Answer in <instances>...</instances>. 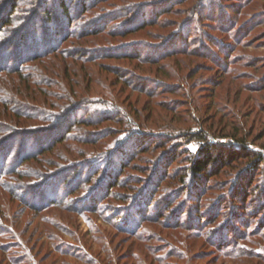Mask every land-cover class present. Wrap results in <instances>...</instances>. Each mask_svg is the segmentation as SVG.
I'll list each match as a JSON object with an SVG mask.
<instances>
[{
    "label": "rangeland",
    "instance_id": "1",
    "mask_svg": "<svg viewBox=\"0 0 264 264\" xmlns=\"http://www.w3.org/2000/svg\"><path fill=\"white\" fill-rule=\"evenodd\" d=\"M7 1L0 0V10ZM30 1L19 0L15 15L20 16L23 8L28 19L39 13L41 2L25 9ZM212 1L97 0L91 15L81 18L87 22L107 16L109 21L108 31L101 35L71 38L60 45L72 56L67 59L65 86L90 104L71 115L61 112L67 120L55 134L71 128L67 140L1 181L12 182L17 193L29 195L28 200L20 199L0 185V209L13 218L7 227L24 247H11L5 258L19 257V264H264V164L249 170L255 151L264 154V0H218L221 9L213 5V12ZM232 2L239 3L234 17L225 11ZM179 35L189 36L188 42L174 43ZM175 50L178 53L168 57ZM96 51L102 56L91 55ZM86 52L94 62L81 64ZM58 59L52 54L27 62L26 76L32 78L33 71L42 73L44 67L56 72ZM25 73H0V125L9 122L2 115V102H7L6 110H16L14 92L23 91L20 79ZM52 79L59 83L56 76ZM40 88L54 92L56 98L42 105L24 102L31 116L40 108L64 110L66 92ZM27 94L30 98V90ZM115 107L127 114L122 122L107 111ZM49 114H38L41 122L9 115L13 124L4 129L2 138H10L9 145L18 144L26 132L46 130L40 128L48 126ZM79 119L81 124L72 126ZM134 129L132 135L129 131ZM200 130L218 144L224 158L211 166L199 200L193 203L190 189L182 191L192 179H181L189 174V161L181 150L186 146L197 152L199 145L196 139L186 144L184 138L164 135ZM42 134L40 138L46 135ZM136 147L138 155L128 160L121 185L111 189L114 193L107 192L109 187L102 182L107 168L120 165L114 157L121 148H127L126 154ZM174 155L176 161L170 162ZM100 156L108 160L100 174L92 175L88 166ZM166 166L168 175L159 187L153 174H161ZM44 180L52 184L31 194ZM92 189L96 207H91L95 201L85 198ZM149 193L151 199L145 197ZM47 196L59 202L63 196L66 199L50 207L45 202L48 207L43 211L27 205L39 204ZM146 204L149 212L144 210Z\"/></svg>",
    "mask_w": 264,
    "mask_h": 264
},
{
    "label": "trees",
    "instance_id": "2",
    "mask_svg": "<svg viewBox=\"0 0 264 264\" xmlns=\"http://www.w3.org/2000/svg\"><path fill=\"white\" fill-rule=\"evenodd\" d=\"M18 1L19 0H8L5 6L0 10V22L3 21V24L0 23V73H7L9 71L15 70L17 73H21L22 75L29 69V67L26 65L27 62H32L38 59H42L43 57H46L48 55H54V58L59 60L58 64L60 69L56 70H51L48 67L42 68L44 71L42 73L32 72V78L30 76L25 75L20 79L22 82H20L21 85L24 86L23 91L19 92L16 90L14 92V99L12 103L16 107L12 108V110H6V105L5 103L7 102H2V106L4 107L3 111V116L8 119L6 124L0 125V154L2 151H5V154L3 153L1 162H0V185L4 186L6 189L8 187V192L12 194H16L19 196L20 199L26 198L28 200L29 195L28 193H17L18 191H15L14 188H12V182H1L3 179H7L8 177L14 176L17 171L16 169L22 166L25 162L27 161H33L35 160L36 156L39 154H42L44 152H49L51 151L54 146L58 145L59 143L65 142L67 140V136L72 132L71 128L66 131V133H61V134H55V131L59 129V126H63L67 120L66 117H62L63 113L61 112H66L65 114L68 113V115H71L75 112H78L84 107L86 104H90L88 100H85L81 98V94H79L77 91H71L70 86H65L66 80L68 79L67 76V70L68 65H67V59L72 58V56L66 51V49H63L60 47L61 43L66 42L67 40L71 38H81V37H88L92 35H101L108 31V25L109 21L107 16H100L96 18L95 20L87 21V22H82V17L83 21L85 17H88V15H91V6L93 7V4L97 0H52L49 2V0H35V2L32 0L28 2V6L25 9L31 10V5L35 3L37 5L38 3L41 2L40 5V12L37 14H34L29 17L27 14H24L25 10L24 8L22 9V14L20 16L15 15V11L18 8ZM243 1V0H242ZM37 2V3H36ZM212 5V12L215 10H220L221 6L220 1L218 0H213L211 2ZM213 5L216 6V9L214 10ZM239 6V3L237 2H232L231 6L228 7L226 6L225 11H230L232 13V16L234 17V13L237 11V7ZM167 9V8H166ZM152 11V10H151ZM165 13L168 15L170 14V9L168 8ZM76 15V16H75ZM147 16V8H144L140 12V17L145 18ZM157 16V14H155ZM28 17V18H27ZM234 19V18H233ZM233 19H231L230 22H228V25H231L233 22ZM20 20V21H19ZM217 21V20H214ZM16 23H23L20 27L14 28L16 26ZM145 22H143L144 24ZM142 24V23H141ZM127 27L130 25L127 23ZM226 26V25H225ZM140 27V28H139ZM138 28L141 29V26ZM130 30V29H129ZM182 35L177 36L176 38H173L174 43L178 44L179 40L182 39L185 42H188V38H182ZM222 50H225V47H222ZM177 50L173 51L172 54H169L168 57L173 56L177 54ZM193 50H185L183 51L184 53L192 52ZM94 52V51H93ZM165 54H168V52H165ZM95 58H99L102 56V53L95 52L91 54ZM138 55V54H137ZM207 55V54H205ZM92 56H88L87 52L79 59L81 61V64L86 62L85 60H89V63L94 62V59ZM206 58H209L210 55L205 56ZM34 74V75H33ZM30 75V74H29ZM52 76H56L59 80V83L56 82L52 79ZM54 82H51V81ZM62 85H61V84ZM42 86H49L52 89H55L58 92H66L68 96L65 97V101H67L62 107L64 110L62 111L61 107L55 106V110H46L45 108H40L37 109L38 113H35L33 116H31V110L28 106V104H24V102H30V101H35L38 102L39 105L45 104L46 101H52L54 97L56 98V94L54 92H51L50 94H47L44 92L43 89L40 87ZM52 86V87H51ZM31 92L30 98L27 94V92ZM10 93L6 94L9 95ZM36 94V95H34ZM12 95V94H11ZM51 98V100H50ZM75 99V103L73 102L72 99ZM28 101H26V100ZM31 99V100H30ZM83 99V100H81ZM80 105L77 104V102ZM81 101H84L81 104ZM17 107H19L17 109ZM58 109H57V108ZM36 110V111H37ZM48 111L49 114V120L48 121V126L41 127L40 129L47 128L46 130H41V131H35V132H26L24 133L21 137L24 138L23 142L20 140L18 144L7 143L10 141V138H2V134L6 129H9L12 123V119L15 118V116L18 117V119H25L24 121H34V120H40L39 115L41 112H46ZM108 113H116L114 120L118 122H122L123 119L127 116L126 113L120 112L119 110L115 108H109L107 110ZM173 114L175 111L170 110ZM177 112V111H176ZM39 114V115H38ZM126 114V115H125ZM11 115L12 119L9 117ZM174 116V115H173ZM38 117V118H37ZM62 122V124L60 123ZM18 124L20 122H17ZM92 123V122H91ZM50 124V125H49ZM81 124L80 119L75 121L72 126H78ZM91 125V124H89ZM5 129V130H4ZM129 130H127L128 132ZM132 133V135H135L137 132L135 129L133 131H129ZM46 134L44 138H40L39 136L41 134ZM144 133V132H143ZM42 134V135H43ZM51 134V136H49ZM204 134V135H203ZM18 135V134H17ZM20 136V135H19ZM164 136H171L172 139L174 138H181L186 141V144H189L193 141L198 143L199 149L197 152H192L188 151L187 147L185 146L182 148L181 152L183 151L184 155L187 156L188 161H189V174L183 176L181 179H188L191 180L189 182L190 186L188 187V182L186 181V186L185 188L182 189V191L189 190V199L194 203V201L199 200V195H200V189L202 188V185L206 184L208 181V176L211 175V166L214 165V163L217 165L222 163L224 154L221 150L218 149V144L213 143V141H210L205 135V131L200 130V131H188L186 133H176V134H166ZM163 137V136H161ZM18 138H16V141ZM31 144H34L31 146ZM149 146V145H148ZM146 146L144 149L148 148ZM120 148H117V150H114L112 154L115 152L119 151ZM128 151L127 148L120 149V153L116 154L118 156L114 157V159H117L119 161V164L112 165L110 168H107L106 174L103 178V183H105V186L107 185L109 189L107 192H110L111 189H114L116 186L121 185L122 180L120 177L123 176L125 168L129 166L130 161L129 159H134L138 152L137 147L136 148H131L129 149V152H126L124 154L123 152ZM144 151V150H143ZM176 155V153H175ZM173 156L170 162L176 161L175 157ZM249 154L247 153V156ZM253 161L249 165V170L252 171H257L260 167L261 164H264V154L258 151H255L253 154ZM112 158L113 157H109ZM108 158L107 156H100L99 159H96L95 161L91 162L89 164V168L87 170L92 171V175L100 174L103 166L107 162ZM110 160V161H111ZM127 160V161H126ZM170 157L165 158V162L169 161ZM112 163V162H111ZM169 165V164H168ZM118 166V167H117ZM9 167V168H8ZM118 168V169H117ZM9 169V170H8ZM105 169V168H104ZM117 169V170H115ZM160 171H157L155 174H153V179L155 180V177H157V181H155V184L157 182V185L160 187L161 182L166 178L167 174V166L165 169H162V173L159 174ZM186 174V173H185ZM70 177H75L73 174L69 175ZM78 178H82L83 174H78ZM47 178H50L47 176ZM42 179V178H41ZM90 176H86V180L89 181ZM244 180H242V183H244ZM50 180H44V182L41 184L40 187L37 189L36 186L34 187V191L31 192V194L36 193L41 191L44 187L49 186L52 184V181L49 182ZM71 181V180H70ZM105 181V182H104ZM64 180L63 186L67 184ZM4 184H7L5 186ZM10 186V187H9ZM20 185H18L19 188ZM39 186V185H38ZM60 188V187H59ZM14 189V190H13ZM157 189V188H156ZM154 190L153 192L156 193L157 190ZM53 193L58 192V188L55 189ZM238 190V189H237ZM237 190H234V194L237 195L238 192ZM94 189L89 192L85 196L88 200H91L92 202L95 201L91 207H96L98 205V199H95L94 197L96 194H92ZM114 193L113 190H111ZM202 191V189H201ZM152 192V194H154ZM68 195H72V191L69 190L67 192ZM151 193L147 194L145 197H148L147 199H151L153 197ZM142 196V197H144ZM144 197V198H145ZM84 198V199H85ZM66 197L63 196L62 201H56L54 200V197L50 198L49 196L45 197L43 201H41L39 204H36L35 202L28 204L29 208L34 209V210H45L48 206H52L53 204L57 203H62L65 201ZM142 200V198H140ZM45 202H49L48 206L45 205ZM150 205V203H149ZM149 205L146 204V212L150 211ZM102 207V205H100ZM1 207V205H0ZM28 207V206H27ZM139 213V210L137 211ZM199 213V211H198ZM136 214V212H135ZM116 215V214H113ZM11 215L9 216V212L6 210L0 209V263L2 260H10L12 264H19V257H14L11 256L9 258H5L4 254L11 248V247H23L20 243L19 240H17V236H12V233H10L9 228L7 227V222L10 221V223L13 222V218H10ZM118 218V217H117ZM127 221L130 223V221L127 218ZM179 224V223H178ZM198 225H201V220H198ZM36 227L35 229H37ZM39 230V229H37ZM34 231V232H37ZM43 232L40 231V234ZM3 235L7 236V238H1ZM11 236V237H9ZM245 238V237H244ZM24 248V247H23ZM238 251H241L240 248H238ZM29 254H26L25 258H28Z\"/></svg>",
    "mask_w": 264,
    "mask_h": 264
}]
</instances>
